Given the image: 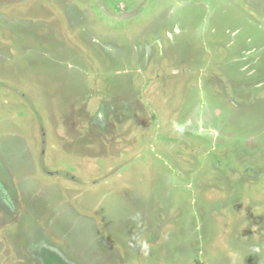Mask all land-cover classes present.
I'll use <instances>...</instances> for the list:
<instances>
[{
	"label": "rangeland",
	"instance_id": "374dc122",
	"mask_svg": "<svg viewBox=\"0 0 264 264\" xmlns=\"http://www.w3.org/2000/svg\"><path fill=\"white\" fill-rule=\"evenodd\" d=\"M0 264H264V0H0Z\"/></svg>",
	"mask_w": 264,
	"mask_h": 264
}]
</instances>
